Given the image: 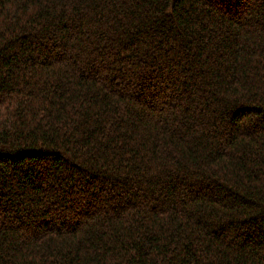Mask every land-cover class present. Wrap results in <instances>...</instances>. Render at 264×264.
Wrapping results in <instances>:
<instances>
[{"label":"trees","instance_id":"trees-1","mask_svg":"<svg viewBox=\"0 0 264 264\" xmlns=\"http://www.w3.org/2000/svg\"><path fill=\"white\" fill-rule=\"evenodd\" d=\"M0 264H264V0H0Z\"/></svg>","mask_w":264,"mask_h":264}]
</instances>
